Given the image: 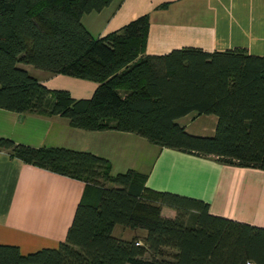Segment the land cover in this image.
I'll use <instances>...</instances> for the list:
<instances>
[{"label":"trees","instance_id":"obj_1","mask_svg":"<svg viewBox=\"0 0 264 264\" xmlns=\"http://www.w3.org/2000/svg\"><path fill=\"white\" fill-rule=\"evenodd\" d=\"M111 0H0V107L60 114L75 127L115 129L222 163L264 169V54L243 47L145 51L148 14L105 34L81 20ZM23 64L95 81L89 97L50 88ZM217 117L212 134L178 118ZM10 156L83 181L63 240L22 252L0 242V264H264V227L209 211L201 198L146 185L134 168L64 145H30L0 136ZM175 210L174 216L161 212ZM142 228L123 237L115 226Z\"/></svg>","mask_w":264,"mask_h":264},{"label":"crops","instance_id":"obj_2","mask_svg":"<svg viewBox=\"0 0 264 264\" xmlns=\"http://www.w3.org/2000/svg\"><path fill=\"white\" fill-rule=\"evenodd\" d=\"M144 13L149 21L145 46L149 54L189 45L208 51L238 46L264 54V0H111L99 11L84 13L81 20L92 34L101 35ZM23 66L46 86L66 88L77 98L89 97L97 84ZM178 121L189 132L210 135L217 117L191 112ZM0 136L34 146L92 151L107 157L113 172L134 168L146 173L149 187L201 198L209 203L211 213L264 227V169L159 147L134 132L75 127L60 114L0 107ZM82 189V180L0 149V242L17 244L22 252L55 246L65 237ZM161 212L175 214L168 206H162ZM127 230L131 235L145 233L142 228Z\"/></svg>","mask_w":264,"mask_h":264},{"label":"rangeland","instance_id":"obj_3","mask_svg":"<svg viewBox=\"0 0 264 264\" xmlns=\"http://www.w3.org/2000/svg\"><path fill=\"white\" fill-rule=\"evenodd\" d=\"M190 124V123H189ZM128 228L126 227V229L124 227H122L121 225H116L115 228V234L118 235H123V237H130L132 236L130 233V230H127Z\"/></svg>","mask_w":264,"mask_h":264}]
</instances>
